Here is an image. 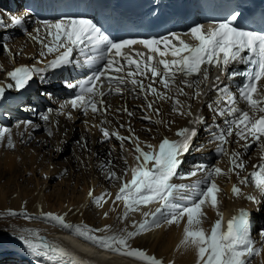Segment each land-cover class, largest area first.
<instances>
[{"label":"snow or ice","instance_id":"snow-or-ice-1","mask_svg":"<svg viewBox=\"0 0 264 264\" xmlns=\"http://www.w3.org/2000/svg\"><path fill=\"white\" fill-rule=\"evenodd\" d=\"M30 15L29 10L21 15H10L8 26L23 27ZM240 18L241 13L233 11L225 18L212 20L207 27L193 23L184 31L167 30L162 35L127 38L106 34L93 19L86 16L61 15L55 19L38 20L37 27L27 35L40 44V57L52 58L38 61L43 65L41 67L20 65L8 71L6 77L12 83L0 82V97L7 89H24L36 76L43 81L44 74L49 70L72 66L74 69H86L89 74L74 81L64 79L61 82L75 92L61 108L70 107L85 116L89 113L107 116L111 109L107 97L131 94L143 98L142 118L153 124L167 127L171 123L153 118L161 115L156 105L164 101L171 102L174 114L189 118L188 126L179 128L175 139L164 137L158 145L142 144L130 124L127 129L129 135L94 125L102 133V142L115 138L125 152V143L132 145L133 163L129 164L127 158H123L127 166L124 176L130 178L118 176L111 168L106 169L105 176L107 180L120 181L112 202L122 205L119 215L122 227L113 230L110 226L101 229L83 222L71 223L66 220V215L52 211H41L38 216L69 230L73 236L101 250L133 258L141 264L164 262L133 246L134 239L162 224L179 225L182 221V238L178 248L192 250L195 264H250L252 257L260 256L264 249L256 246L250 235L248 210L234 209L225 227L223 213L219 211L222 189L216 180L217 177L235 175L239 182L231 185L232 196L254 203L258 206L257 211L264 204V30L242 28L237 23ZM184 37L190 38L191 42ZM6 39L0 38V44L3 51L12 56L9 45L3 42ZM76 53L83 58L82 62L74 59ZM232 65L244 67L242 70H229ZM211 68H216L219 74L209 84ZM222 75L229 82L237 77L243 80L235 84L233 91L231 83L221 81ZM212 91L215 97L206 102L204 98ZM179 97L206 103L213 114L211 123L202 112L194 114L192 105ZM241 102L247 107H240ZM116 112H123L129 118L135 116V112L127 106L117 108ZM67 115L69 119L72 118L70 112ZM41 118L47 121L49 116L45 114ZM217 118H223V123L213 128L212 124L216 123ZM103 123H107V120ZM24 124L37 127L31 121H24ZM201 128L208 132L209 143H214L215 153L227 158L229 166L226 170L218 165L197 163L186 172H181L184 157L190 152ZM146 131H151V128ZM232 137L243 142L241 148L244 151L257 145L261 152L259 163L252 165V170L243 177L240 173L247 164L242 151L229 149ZM5 141L7 148H15L11 129L0 127V142ZM81 147H86V144H81ZM203 148L201 144L196 150ZM107 163L111 164L112 161ZM198 173L202 175L191 183L174 182L177 177L183 181L197 177ZM249 183L260 198L242 190V186ZM105 195L107 193L99 196H94L92 191L88 193L97 206H101ZM154 204L157 206L152 209ZM205 207L215 209L218 217L210 230L202 227ZM145 208L149 210L145 211ZM134 213H139L142 219L132 220L129 224L128 218ZM8 215H22L26 220L36 218L26 211L17 213L9 210ZM259 235L261 245H264V228L260 229ZM20 238L34 257L45 258L54 264H88L68 247L49 242L39 233L32 232L28 237ZM37 264H42V261L37 260Z\"/></svg>","mask_w":264,"mask_h":264},{"label":"bare ground","instance_id":"bare-ground-1","mask_svg":"<svg viewBox=\"0 0 264 264\" xmlns=\"http://www.w3.org/2000/svg\"><path fill=\"white\" fill-rule=\"evenodd\" d=\"M0 2H3V1L0 0ZM17 14L21 15L23 14V12L19 11L17 12ZM10 15L11 14H9L8 11L6 10L0 11V21H3V23L0 24V36L9 37L13 33H15L16 30H19L22 33L21 35L23 36L18 39V42L24 41L26 43V45H24V48L25 46H28V48L25 49V51L24 50L22 51V47H21L22 44L21 45L17 44L18 47L16 50H21L23 52V56H21V58H19L17 61L10 60L13 62L12 66H10V69L5 70V72H3L2 75H0V82L2 83H12V81L6 77V73L8 71H11L14 67H17L20 65L29 66L30 64L38 62L41 59L48 58V57L42 58L39 56V52L41 50L40 44L31 40L27 35L28 32H31L36 27L35 26L30 27L28 25V18L25 20V24L23 27H15V26L10 27L8 26L10 24ZM78 71L80 75H84V73L88 72L86 69H81ZM211 76H212V73H211ZM45 82L50 86H54V87L58 86L59 88L61 87L60 84L56 80L50 81V79H47L45 80ZM156 86L161 87L159 85H156ZM42 87L45 88L43 84L41 85V88ZM161 90L163 89L161 88ZM185 91L190 92L191 90L185 89ZM55 94L59 96L58 90L55 91ZM10 96H14V97H10ZM31 97L32 96L30 95L28 86H26L24 89H21V90H16L15 88L7 89L4 96L0 97V111H6L8 113L6 117L11 118L12 116H15V109L13 107L16 104L20 102H25V103L30 102V104H33L34 106H30V107L25 106L23 108L24 114L28 118H34L36 121L37 120L39 121L40 113L37 112V108L40 106V104L39 102L35 101L34 98L31 99V101H28ZM47 97H50V95L48 94ZM214 97H215V92L212 91L208 97L204 98V100L207 102L213 99ZM57 98L58 97H56L53 100V102L57 103L58 102L56 100ZM149 98L151 99V97ZM179 98L182 101L186 103H190L192 105V111L194 114L196 112H202L204 116L207 115L206 110L208 108H207L206 103H201L199 100H189L186 97H179ZM66 100L67 99H65V101ZM107 100H108V103L111 105V109L109 110V113H108L109 115H110V112H114V110H116L117 108L127 106L130 110L135 112V115L137 118H138V115H141L139 116L140 118H142L143 116L144 101L142 100L141 97H134L131 94H126L124 96L113 95V96L107 97ZM7 104L8 106H5ZM202 104H205V107L203 109L200 108ZM156 107L160 109L161 115L154 116L153 118L162 119L165 121H171V123H169L167 127H164V125L162 124H158L161 131H159L158 137L156 141L153 143V145H158L160 140L163 139L164 137H168L169 139H175L176 138L175 133L177 132V130L181 127L188 126V119H189L186 116H178L174 114L171 110L172 105L170 101L161 102L157 104ZM73 112H71V115ZM50 113L51 112H46V115H49ZM121 115L124 119L129 118L123 112H121ZM110 117H112V115H110ZM74 118H76V120L80 119V117H78L77 115L75 116V114H74ZM74 118L72 117V119ZM208 120L211 123V118H209ZM222 123H223V118H217V122L215 124H212V127L215 128L216 124H222ZM22 124L24 123L20 122V125ZM69 132L70 134H67V135L71 136L73 133H71L72 131H69ZM96 133H93V138H91L89 149H90L91 155L98 157V154L102 151V145H101L102 137L100 136L101 138H96L97 137ZM51 143L52 145L50 146L48 152L51 153L55 151L56 154L55 155L51 154L50 158L52 160L61 158V155L62 153H64L65 149H64V146H62V142L58 139V137L55 134H54V137H52L51 139ZM242 143H243L242 141L238 142L235 139V137H232L230 138V143L228 145L230 150H236V151L243 152V158L246 161L247 167L243 172L240 173L241 177L246 175L247 172H250L254 162L258 161L261 158V152H260L259 146L257 145L252 146L250 150H252L253 152L252 154H250L251 155L250 157H247L246 154L250 152V150L244 151L241 148ZM201 144L204 145V148L201 149L200 151H197L196 149ZM125 149L127 148L125 147ZM130 149L131 150L127 149L126 152L120 149L122 152L121 161H123V163H124L123 158H127L129 164L133 163L132 155H134V153L132 151V145H130ZM214 149H215L214 143H209L208 132L204 128H201L199 135L195 138L193 142L190 152L185 155L184 161L189 160L192 156L195 157V155L197 157L199 156L200 158L199 160H203V159L209 160L210 156L218 155L215 153ZM77 151L74 152L75 157L77 156ZM102 158L103 157H98V160L96 161V163L99 161H102ZM22 159H24V157ZM27 160L26 161L22 160L23 163L25 162L24 163L25 165L23 164L25 168L28 171H31L32 173L39 174L40 176L45 175V178H47L46 183L38 184L34 189L21 188L19 186V188H17V193L14 196L9 194L10 187H6L2 185L0 188V209L1 210L6 208L7 204H10L11 205L10 208H12V210L16 211L17 213H20L21 211H26L29 215L36 217V219L34 218L27 219V221H25V223L22 224L21 228H24L27 231L36 232L39 234H45L49 242L59 243L61 244V246L68 247L76 255L86 260L88 264H141V262L133 258L123 257L120 255H116V254L101 250L93 246L91 243L84 241L82 238H77L73 236L69 230L62 229L60 226L55 225L53 222L52 224L55 225L56 227L53 226L54 228H51V229L46 228L42 226V221H46V220L38 216V213L41 211H45V212L52 211L57 214L66 215V220L71 223L83 222L89 225L90 227L101 228V229L104 228L105 226H110L113 230H117L118 228L123 226L119 221V215L122 213V205H119V204L114 205L112 201L114 200L115 193L119 189L120 181L111 180L108 183H104L102 186L100 185V183L102 182V180H107L105 178L107 168H111L112 170L116 171L118 176H122L125 179L130 178V176H124V169L127 167L125 164L123 165L117 162L116 163L117 167H113L112 164L105 166L104 169H102L99 173H97V175L95 176V180L93 182L91 181L93 185L92 192L94 196L105 194L108 191L107 190L108 187L112 188V186H114L112 182L116 181L118 183V185H116V191L111 190L109 195L104 196V201L103 203H101L102 207L100 208L98 212L100 214L97 215L94 213V211H97V210L93 211V209H91L93 201L88 196L89 192L85 196H80V195L77 196L75 195L74 189H72L71 187L64 186L63 188V186H61V187H56L55 189L54 185L53 186L51 185L52 182H54V180L56 179L58 173L62 169L60 163L58 162L54 163L53 161H51L50 163H48V165H46V168L44 169L45 174H42L43 170H42L41 165L35 164L33 160L32 162L31 160L30 162ZM215 165H218L225 170L229 166L226 157H223V159H220V161H217ZM118 166H120L122 169H120ZM187 166L188 165L186 163L185 164L183 163L182 169H186ZM14 167H15V171H17L19 168L18 164L17 165L14 164ZM119 171H121V173ZM200 175L202 174L198 173V176L196 178H189L185 181L191 183L193 180L198 179ZM216 180H217L219 187L222 189L221 193L219 194V199H220L219 211L223 213L225 227H226V221L231 217V215L234 214L233 213L234 209H240V208L247 209L250 214L249 215L250 235L253 241L255 242L256 246L262 247V249H264V245H261V237L258 232L259 224L262 221L261 209L264 206V204H261L259 206V211H257L256 209L258 206L255 205L254 203L248 201L245 198H236L232 196L230 189L233 183L238 184L239 180L237 176L235 175H231L230 177L221 176V177H217ZM185 181H182L179 177H177L174 182L181 183ZM51 186L54 188V190L48 193V189ZM99 186L101 187L99 188ZM94 189H95V192H94ZM242 190L245 193L253 194L251 187L249 185L242 186ZM68 193H70L69 199H67L65 196ZM255 195H257L258 198H260L259 194L256 193ZM64 197L66 199H64ZM51 199H55V201L57 200L59 202V205L61 206L60 210L56 211L53 209L52 204L50 203ZM156 206L157 205L155 204L152 205V209H154ZM144 210L147 211L149 209L145 208ZM204 211L206 215L203 219L202 227L205 230H210L212 223L218 218L216 214V210L212 209L211 207H205ZM105 213H107V215H105ZM37 218H41L42 219L41 222L40 221L39 222L34 221L32 223L29 222L31 220H39ZM96 218L99 223L97 227H95V224H97ZM140 219H142L141 215L139 213H134L128 218V221L130 224L132 220L139 221ZM46 222H49V221H46ZM208 223L209 225H207ZM183 224H184L183 221L179 225L162 224L161 227L153 228L149 232L141 234L140 236L135 238L134 241L132 242L133 246L139 247L145 250L148 254L155 255L157 258L162 259L164 264H195V253L192 250L190 249L184 250L183 248H178V243L180 239L182 238ZM23 236L27 237L26 235H23ZM32 257L34 256L32 255ZM34 258H38V257H34ZM46 262L48 264H54V262H51V261H46ZM252 264H264V250H262L261 255L257 256V259Z\"/></svg>","mask_w":264,"mask_h":264},{"label":"rangeland","instance_id":"rangeland-1","mask_svg":"<svg viewBox=\"0 0 264 264\" xmlns=\"http://www.w3.org/2000/svg\"><path fill=\"white\" fill-rule=\"evenodd\" d=\"M4 10L7 11L5 6H4ZM21 34L22 33L19 30H16L15 33L10 35L9 37H7L6 40L3 41L9 45V48L13 53L12 56H9L8 53L4 52L2 49V44H0V69H2L0 70V75H2L3 72H5V70L10 69V66H12L13 63L12 61L15 60L17 61L19 58H21V56H23L22 51L23 50L25 51V49L28 48V46H25L24 48V45H26L24 41L18 42V39L23 36ZM0 38H2V36H0ZM17 44L18 45L22 44L21 45L22 51L16 50L18 47ZM58 89H59L58 86L54 87L50 85H48V88L42 87L40 89V93L42 95L47 96L48 93H50V97H48V99L53 105L49 107L50 105L49 102H48V106H45V102H39L40 104V106L38 107L39 109L37 108V112L40 113L39 121L38 120L36 121L34 118H29V119L22 118V116L27 117L24 114L23 108L25 106H29V107L34 106L33 104H30V102H26V103L20 102L16 104L13 107L15 109V116H12L11 118L6 117L8 115L6 111H0V118H1L0 126L11 129L12 139L15 144V148L9 149L5 146L6 141L0 142V188L2 185L6 187H10L9 194L12 196L16 195L17 188H19V186L21 188L34 189L38 184H43L46 183L47 181L45 175L40 176L39 174H35L32 173L31 171H28L24 166L25 162L23 163L22 160L26 161L28 159L27 161L29 162L30 160L31 162L33 160L35 164L41 165L43 170L42 174H45L44 169L46 168V165H48V163H50L51 161H53L54 163L55 162L60 163L62 169L58 173L56 179L54 180V182H52L51 185L52 186L54 185L55 189L56 187H61V186H63V188L64 186L71 187L72 189H74L75 195L77 196L78 195L85 196L89 191H93L92 182L95 180V176L102 169H104L105 166L110 165L107 163L109 160L112 161L111 164L113 167H117L116 166L117 162L124 165L123 161H121L122 152L120 150V146H119L120 144L119 141L115 140V138H112L108 142H101L102 151L98 154V157H103V158L102 161H99L101 163L99 162L96 163L98 157L91 155L89 149L90 141L91 138H93V133L97 132L96 138H101L102 134L100 133L99 128L94 127V125H100L105 128H109L110 130H116L121 135H126V134L128 135L127 129L130 124L132 130L134 131V133H136V136L140 138L143 144L146 143L153 144L158 137L159 131H161L158 124L155 125L149 121L140 118L139 116L141 115H138V118L135 115L133 118L124 119L121 115V112L117 113L116 110H114V112H110V115H112V117H110L109 114H107V116H104L99 114L93 115L91 113L85 116L82 112L79 111L75 112L76 110H74L73 112V110L70 107L61 108L60 106L65 102V99L63 100V98L55 94V91H57ZM10 97H14V96H10ZM56 97H58L56 99L58 101L57 103L53 102V100ZM31 99H33V97H31L28 101H31ZM201 107L203 109L205 105L202 104ZM46 112H51L48 115L49 119L47 121L41 118L42 115L46 114ZM69 112L70 113L73 112L71 115L73 118L75 114V116L77 115L78 117H80V119L78 120H76V118L69 119L67 115V113ZM30 120L34 125H37V127L33 128L31 125L26 126L25 124L20 125V122L24 123V121H30ZM86 120H87V124H85ZM105 120H107V123L101 124V122ZM7 122H9L8 125H6ZM121 124L124 125L123 128L120 127ZM149 128H151V131H146V129ZM49 131H51L52 133L51 135H49ZM69 131H72L71 133H73L71 136L67 135L70 134ZM54 134L62 142V146H64L65 151L64 153H62L61 158L52 160L50 156L51 154L55 155L56 152L54 151L49 153L48 150L52 145L51 139L52 137H54ZM77 141H80L81 143L78 144ZM81 144H86V147H81ZM125 147L131 150L130 144H128L127 142L125 143ZM76 151H77V156L75 157L74 152ZM252 152L253 151L250 150V152H248L247 153L248 155L246 154V156L250 157L251 156L250 154H252ZM23 157L24 159H22ZM199 159H200L199 156L197 157L195 155V157L192 156L189 160L184 161V164L186 163L188 166L186 167V169H181V172H186L187 170L191 169L193 165L197 164V160L198 163H200ZM220 159H223V157L220 155H212L210 156L208 163L203 162L204 160L201 161L202 163L207 165H215L217 161H220ZM14 164L16 165L18 164L19 168L17 171H15ZM118 167L122 169L120 166ZM119 172L121 173V171ZM109 181L111 180H102L100 185L102 186L104 183H108ZM116 181L112 182L114 184L112 188L111 187L107 188L108 190L106 192L107 195L110 194L111 190L116 191V185H118ZM184 183H190V182L185 181ZM52 186L48 189V193L54 190ZM101 186H99V188ZM65 196L67 199H69L70 193L66 194ZM66 198L64 197V199ZM103 201L104 199L102 200L101 203H103ZM50 203L52 204L54 210L58 211L61 209V206L59 205V202L57 200L55 201V199H51ZM10 207L11 205L7 204L6 208L2 210L0 209V264H37V260H41L42 264H48L46 262L48 260H46L45 258L32 257L31 251L27 248L23 240L20 238L23 235H26L28 237L29 234L32 233L31 231H27L24 228H21L22 224L25 223V221L27 220L24 219L23 216L21 215L9 216L8 211L12 210V208ZM91 207L93 211L97 210L94 211L95 214L97 215L100 214L98 212L102 207V204L101 206H97L93 202ZM261 217H262V221L259 224L258 232L260 231L261 228H264V206L261 209ZM37 219L39 220H31L29 222L30 223L34 221L41 222L42 220L41 218H37ZM96 223L97 224H95V227L99 225L97 218H96ZM207 225H209V223ZM42 226L49 229L56 227L55 225L52 224V222H46V221H42ZM17 254H21L23 256V258L20 261L17 260L18 258ZM256 259L257 256L252 257L250 260V264H252Z\"/></svg>","mask_w":264,"mask_h":264},{"label":"water","instance_id":"water-1","mask_svg":"<svg viewBox=\"0 0 264 264\" xmlns=\"http://www.w3.org/2000/svg\"><path fill=\"white\" fill-rule=\"evenodd\" d=\"M41 236L45 237L47 239V236L45 234H40Z\"/></svg>","mask_w":264,"mask_h":264}]
</instances>
